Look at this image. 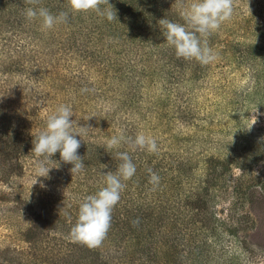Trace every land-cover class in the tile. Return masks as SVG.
<instances>
[{"label": "rangeland", "instance_id": "1", "mask_svg": "<svg viewBox=\"0 0 264 264\" xmlns=\"http://www.w3.org/2000/svg\"><path fill=\"white\" fill-rule=\"evenodd\" d=\"M63 1L68 10L57 13H68L69 21L43 29L39 38L17 32L27 27L26 15L18 29L0 30V111L17 136L0 133V152L15 150L11 161L21 169L12 173L0 158V264L34 259L27 233L37 216L46 211L55 219V206L82 202L103 176L95 166L73 175L59 153L46 163L48 176L38 172L43 158L32 152L33 143L60 105L71 106L78 153L89 161L97 163L99 134H106L102 153L118 151L109 140L124 134L120 150L150 172L185 164L172 196L163 194L161 180L132 177L120 197L161 200L156 215L174 209L166 212L178 219L173 243L160 237L135 256L105 242L102 264H165L160 259L168 248L183 264H264V0H232L231 19L206 37L216 55L208 64L177 57L159 24L163 18L183 24L181 12L192 0H143L139 7L136 0H100L101 10L113 11L112 21L95 10L73 12L70 0ZM139 133L156 141L155 152L131 145ZM43 231L60 240L58 229Z\"/></svg>", "mask_w": 264, "mask_h": 264}, {"label": "trees", "instance_id": "2", "mask_svg": "<svg viewBox=\"0 0 264 264\" xmlns=\"http://www.w3.org/2000/svg\"><path fill=\"white\" fill-rule=\"evenodd\" d=\"M123 2L126 3L128 2V0H123ZM142 2L143 0H136L137 6L139 7ZM61 3H63V5H60ZM66 3L67 2H64L63 0H0V30L8 26H12L15 29H18V27L20 26L17 27V23H22V20L25 17V11L28 8L36 10L40 8H46L51 14L58 15L57 10H68L67 5H65ZM151 3L152 1L147 3L146 6L148 4L150 6ZM133 8L136 15V13L138 12V8ZM22 28L23 27H21V29L17 32H23L22 34H26V32L27 34L31 33L35 38H39V36L44 33L40 18L28 19L27 27L23 29ZM0 33L2 32L0 31ZM9 118L10 116L4 115L3 112L0 111V133L3 135L5 134L7 136V139H14L17 138V136H14L15 132L13 128V122ZM104 135L106 134H99L98 141L96 142L97 151L95 153V157L97 159V163L93 162V157L89 161V159L86 157L87 154L82 151L78 154L83 158L85 166H95L97 167L98 171L99 167H102L103 173H107L109 171H115V169L121 163L117 156V153L124 151H121L120 147L116 146L118 147V151L115 149H113V151H110L108 149L109 147H105V149L107 148L109 152L105 151V153H102L100 150V144L102 145V143L100 142L103 141ZM121 135L122 137L127 138L124 134ZM4 150L5 149L0 152V158H2L3 161L1 164L5 166L7 165L9 169H13L12 173L15 174V166L11 161L13 160L15 150ZM133 163L136 166V172L133 176L135 178V182L141 183L145 179L147 180L148 178H150L152 173H155L159 177V180H161L160 185L164 184L163 194L167 196H172L175 189L178 190V187L182 182V176L186 173L184 170L185 164L183 163L178 166H171V163L169 162V165L167 164L163 167H160V165H156L154 167V172H150V170L148 169L150 167L148 163V167L136 164L134 161ZM70 167L72 168V165H70ZM139 169L143 171L140 172L138 176L137 172ZM158 169H161V171H157ZM15 170H19L21 172V169H19V167H17ZM97 174L102 176V173L97 172ZM95 183L96 189L93 192L94 194L104 186V176L100 177ZM129 184L127 185V188L129 187ZM135 186L137 190L140 189V185H138L137 183ZM198 195H202L201 191L198 192ZM200 198L201 199H199V201H201L204 197ZM158 202L162 201L155 200L154 203L153 201H147L146 203L142 204L140 201H135L134 203H124L123 201L119 200V202L113 208L111 226L108 230V233L103 242L97 247H89L87 244L79 241H74L71 238V228L77 221L81 200L77 199L76 202L68 203L66 205L62 204L61 202L52 210V213L55 214V217L57 219L52 218L51 220L48 217L46 211H42L41 214L37 216V218L41 221H33L32 225L28 228L27 240L34 243V247L29 252L31 253V251L33 250V253L31 254H33L32 256H34V259L31 260L30 258L27 264H102V262L100 261L101 257L103 256L101 245L105 242L109 244L111 241L116 242L117 248L112 247L113 249H116L120 252L124 250L123 252L127 251L129 254L132 253V255L135 256L141 252L139 250L144 249V246L146 247L150 244L155 243V241L160 237H165V240L167 242L173 243V241L171 240V235L174 233V228L176 226V223L178 222V219H175L174 215H169L168 213H166L174 210L170 208L168 210L163 209L162 211H160L163 213L156 215L154 213V209H158ZM55 203L56 202H54V204ZM32 207H34L33 203H31L30 210L32 209ZM188 209L191 210L192 208ZM195 214L196 213L193 212L192 217L196 216ZM161 224L164 225L162 227H159V225ZM46 226H48V229H52V227L58 229L60 240L56 236H53L52 240H48L47 238L49 236H45L43 231ZM167 229H169L168 232L170 235L167 233ZM42 236L48 241H43L41 239ZM62 240H66L67 245H65ZM146 252H151L149 250V247H147ZM30 253L28 254L29 256ZM177 253L178 252L176 251V249L168 248V250L163 253L160 261L164 262L165 264H183L184 260L177 257ZM17 262L18 264H20L19 261Z\"/></svg>", "mask_w": 264, "mask_h": 264}, {"label": "clouds", "instance_id": "3", "mask_svg": "<svg viewBox=\"0 0 264 264\" xmlns=\"http://www.w3.org/2000/svg\"><path fill=\"white\" fill-rule=\"evenodd\" d=\"M99 3L100 0H70L73 12L95 10L108 21H112L115 18L113 11L101 10ZM25 15L28 19L40 18L42 28L45 30L69 21L68 13L53 15L46 8L38 10L28 8ZM232 15V0H192L181 12L183 24L166 18L161 19L159 24L162 26L166 43L175 49L177 57L208 64L216 59V55L208 47L206 37L216 32L224 22L231 19ZM72 117L71 106L60 105L48 118L46 130L35 139L32 152L43 158L39 163V173L46 172L48 176L50 170L46 167V163L57 153L61 161L72 165L70 171L73 175L85 167L83 158L78 154V149L81 147V139L78 137L81 136L73 131ZM123 140L122 136H112L109 147H116ZM129 142L134 148L147 149L149 152L157 150L156 141L143 133L137 134L134 140L129 138ZM117 156L121 163L115 171L102 173L104 186L94 195L84 197L80 203L77 221L70 232L74 241L83 242L89 247H97L105 239L111 226L113 208L119 202L121 192L126 186L124 181L131 179L136 172V166L128 152H119ZM41 177L45 176L41 175ZM150 182L158 183L159 177L152 173Z\"/></svg>", "mask_w": 264, "mask_h": 264}]
</instances>
